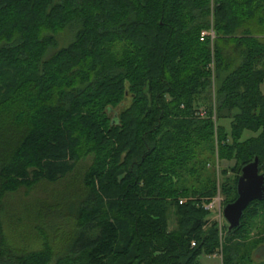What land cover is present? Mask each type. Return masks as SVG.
<instances>
[{
  "label": "trees",
  "instance_id": "16d2710c",
  "mask_svg": "<svg viewBox=\"0 0 264 264\" xmlns=\"http://www.w3.org/2000/svg\"><path fill=\"white\" fill-rule=\"evenodd\" d=\"M263 83L264 0H0V215L19 201L13 217L46 243L72 223L56 264H244L249 244L232 240L264 201L230 234L205 228L203 205L215 144L235 161L225 206L244 166L264 172ZM87 159L76 195L32 196ZM47 250L12 248L0 223V264H47Z\"/></svg>",
  "mask_w": 264,
  "mask_h": 264
},
{
  "label": "rangeland",
  "instance_id": "374dc122",
  "mask_svg": "<svg viewBox=\"0 0 264 264\" xmlns=\"http://www.w3.org/2000/svg\"><path fill=\"white\" fill-rule=\"evenodd\" d=\"M73 36V32L71 33L69 29L63 31L60 34L61 39L59 40V47H65L69 42L72 41ZM128 104L129 101L126 100L124 107H127ZM218 126L224 129L225 133L230 136V123L228 121H220L218 123ZM250 137H256V135H253L249 132H245L242 136V141H245ZM89 165L90 159H87L86 161L77 163L75 168L73 169V172L70 175L63 179H60L56 183H48L46 181L38 183L36 186H34V189L32 190V196L36 197L40 202H50L53 199V203H55L57 197H61L63 195H69V197H73V195H76L78 191H81L83 189L81 184V177L83 173L86 172V169ZM214 166L215 167L213 168L209 167V170L212 171V169H214V171L216 172V187L218 190L212 201L220 202V211L219 208H215V210L208 212L209 216L206 218L207 223L205 228L207 229L212 224L216 223L220 231V226L221 228L227 226L226 222L222 218V210L225 206L224 203L229 201L230 199L226 198V196L221 194L220 187L225 181L229 185V183H231V181L236 177V173L233 171V168L235 166L234 160L219 161L217 156V144H215ZM21 196H24L23 193H21L18 198H21ZM181 202L184 203L186 201L185 199H181L180 203ZM18 203L19 201H7L6 208L0 215V223L3 235L6 237L8 243L10 244V246H12V248L20 249L24 252H34L38 254L43 251L48 252L47 249L49 248L53 254V257L47 264H56L60 255L59 252L62 246L61 242L64 241L66 238L74 235L73 230H75V227H73L72 223L60 224L58 225V228L60 229V235L58 236V238L50 237L48 238L49 242H43L39 239L40 236H38V233L31 231L33 229L32 226L28 223L29 219H27L26 216H23L21 218L22 221H26L24 225L22 222H18V220L13 217L14 211H18L19 209ZM170 219L171 221L169 230L171 231L174 230L176 227V218L173 215V211L170 214ZM250 221L252 223L248 221L245 222V231L248 236H242L241 238L236 237L232 241L233 243L235 242L249 244V247H247L245 251L242 252L243 256L245 257L243 258L244 264H264V244L259 243L255 246V243L261 239L260 235L263 233L264 218L262 216H259L257 220L252 219ZM222 236H225V233H223ZM36 238L39 240H37ZM244 253H247V255H245ZM220 261L221 254H215L212 257L201 256L199 259L200 264H219Z\"/></svg>",
  "mask_w": 264,
  "mask_h": 264
},
{
  "label": "water",
  "instance_id": "95a60500",
  "mask_svg": "<svg viewBox=\"0 0 264 264\" xmlns=\"http://www.w3.org/2000/svg\"><path fill=\"white\" fill-rule=\"evenodd\" d=\"M236 193V200L222 210L229 234L240 227L243 214L252 202L264 201V172H260L258 158L241 169Z\"/></svg>",
  "mask_w": 264,
  "mask_h": 264
},
{
  "label": "built area",
  "instance_id": "2783aa9c",
  "mask_svg": "<svg viewBox=\"0 0 264 264\" xmlns=\"http://www.w3.org/2000/svg\"><path fill=\"white\" fill-rule=\"evenodd\" d=\"M183 202H181L180 204H182ZM218 205V206H217ZM203 208L207 211L210 212L212 210H215V208H219L220 211V202L217 201H211L209 204L207 205H203ZM220 213V212H219ZM221 226H220V230H221ZM192 247H194V244L192 243Z\"/></svg>",
  "mask_w": 264,
  "mask_h": 264
},
{
  "label": "crops",
  "instance_id": "0c3cea01",
  "mask_svg": "<svg viewBox=\"0 0 264 264\" xmlns=\"http://www.w3.org/2000/svg\"><path fill=\"white\" fill-rule=\"evenodd\" d=\"M261 93H262V95L264 96V83H263V85H262V87H261Z\"/></svg>",
  "mask_w": 264,
  "mask_h": 264
}]
</instances>
